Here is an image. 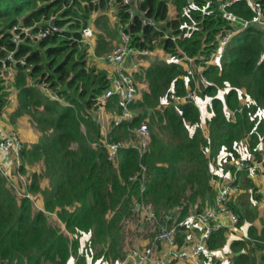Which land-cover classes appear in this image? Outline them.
<instances>
[{"label": "trees", "instance_id": "trees-1", "mask_svg": "<svg viewBox=\"0 0 264 264\" xmlns=\"http://www.w3.org/2000/svg\"><path fill=\"white\" fill-rule=\"evenodd\" d=\"M259 1L264 6V0ZM106 2L0 0L1 57L15 48L9 29L17 22L43 26L56 16L54 24L64 28L38 42L20 43L14 56L22 57L25 64H10L14 71L11 81L0 63V113L8 111L13 99L11 122L14 116L26 113L39 133L30 146L23 142L18 170L27 172L29 162L39 161L43 166L39 175L27 176L26 189L34 203L29 197H17L0 176V264H67L71 257L74 264H87L88 255L80 251L85 234L102 246L106 256L113 253L106 262L117 260L123 227L130 222L139 225L132 210L135 201L143 199L158 216L161 209L177 208L183 217L189 206L200 210L213 200L210 160L221 166L224 179L232 181L234 163L243 158V139L244 151L250 154L245 160L256 161L264 155V30L249 27L231 38L219 63L204 70L210 83L200 95L210 101L203 119L192 102H166L172 91L183 94L187 89L181 65L153 59L135 73L140 95L131 106L137 110L136 116L131 122L113 126L109 140L128 141L129 127L146 119L150 130L147 150L141 154L134 146L121 147L116 159L109 160L92 107L109 87L111 76L87 62L88 49L80 41L92 15L106 10ZM170 2L175 8L171 19L166 0H143L139 10L158 22L165 20V27L178 36L176 41L163 38L162 32L151 26H142L137 14L131 25L132 46H160L169 58L176 54V46L193 55L208 43V51H212L214 34L225 24L218 2ZM114 6L125 20V6L119 0ZM230 9L244 16L253 13L246 0L233 3ZM104 43L99 34L96 56L102 55ZM42 80L58 98L38 89ZM112 104L110 100L108 106ZM140 164L146 168L144 179ZM41 177L48 180L43 190ZM234 184L238 187L228 204L239 216V225L249 223L246 235L229 240L227 229L220 227L205 240L204 253L221 249L230 241L232 264H264V224L260 228L254 224L256 202L264 196L256 193L250 170L238 171ZM53 213L58 215L59 226L48 220L55 219ZM178 241L180 245V237Z\"/></svg>", "mask_w": 264, "mask_h": 264}, {"label": "built area", "instance_id": "built-area-1", "mask_svg": "<svg viewBox=\"0 0 264 264\" xmlns=\"http://www.w3.org/2000/svg\"><path fill=\"white\" fill-rule=\"evenodd\" d=\"M142 1L119 0L125 6L127 13L126 19L121 20L114 6L116 0H107L105 9L112 14L118 40L114 41L112 48L101 56L95 55V44L91 42L87 32H83L80 39L86 49H88L87 62L99 59L113 68L109 87L96 97L95 106L92 107L93 118L105 139L104 144L107 148L109 160L116 159L117 152L121 147L134 146L141 154L147 150L150 130L146 119H142L134 127H129L128 141L109 140V132L113 126L122 122H131L136 116L137 110L131 106L140 95L135 73L148 67L150 60L160 56L162 60L181 65L184 69L183 79L187 89L183 94H176L172 91L166 102L173 104L192 102L201 111V107H205L210 101L209 98L207 102H201L200 100L202 98L200 92L210 83L204 73L206 67L213 63H219L229 41L239 31L249 27L264 30V6L261 1L246 0L253 13L249 16H244L230 9L233 3L240 0H216L225 24L214 34L212 41L214 49L208 51L209 44L207 43V47L204 44L202 51L190 55L176 46V54L173 58H169L168 53L160 46L154 49H141L131 44V25L134 23V17L137 14L140 17L139 20L142 26H151L155 30L161 31L162 37L171 39V41H176L178 38L170 28L165 27V20L158 22L154 18L148 17L145 10H139ZM194 1L187 0V4H194ZM213 1L215 0H210L211 3ZM166 4L172 14L169 18H174L175 8L173 4L170 0H166ZM99 11L101 10H97L96 13ZM55 17L48 19L43 26L38 22L32 25H26L21 21L13 24L9 29V38L14 43L15 48L8 49L5 57L0 56L2 70L13 69V67H10L11 63L14 65L16 63L25 64L22 57L15 59L14 56L20 43L26 40L35 43L49 34L64 29L54 24ZM152 42L155 41L152 40ZM37 87L47 96L58 98L57 93L50 90L49 83L45 80L39 81ZM110 100L113 101V104L109 107L108 103ZM22 145L23 141L17 130L0 128V176L5 179L7 186L11 188L17 197H29L34 203L31 193L26 189L28 183L24 181L22 172L18 170ZM208 163V171L211 174L210 182L215 189L213 200L205 204L200 210L189 206L188 212L183 217H180L177 208L158 216L151 205L143 199L135 201L132 210L137 213L139 225L136 226L138 230L142 229L153 233L152 239L147 244L137 245L128 249L123 261L118 259L107 264H123V262L124 264H170L174 259L194 260L196 263L201 264L199 257L205 251V240L211 231L224 225H228L233 229L239 225V216L231 210L228 204L231 194L236 192L238 187L234 184L236 173L241 170L253 172L257 178L255 191L257 194L264 196V155L256 161L252 158L250 161L243 158L238 159L234 163L232 181L223 178L221 166L211 160ZM140 167L142 169L141 179H144L146 168L142 164H140ZM144 189L145 186L142 184L140 191L143 192ZM194 227L201 230L200 235L196 239L192 238L195 232L193 230ZM179 232L183 233L180 245L177 242Z\"/></svg>", "mask_w": 264, "mask_h": 264}, {"label": "rangeland", "instance_id": "rangeland-1", "mask_svg": "<svg viewBox=\"0 0 264 264\" xmlns=\"http://www.w3.org/2000/svg\"><path fill=\"white\" fill-rule=\"evenodd\" d=\"M108 13L109 12H107L106 10H101V11L95 13L96 14L95 16L92 15V17L90 18V25L93 27V30H91V32L93 33V35H95V41H96L95 43H97V37L99 34L101 37H103L105 39V43L101 47V50L103 53L110 50L112 48L113 42L118 40L117 30H116L115 26L113 27L114 20L111 18V20H113V22L109 21ZM154 59H161V58H160V56H158ZM150 61H152V60H150ZM92 62L94 64V66L98 67L99 69H103L100 67L101 66L100 63L105 64V62L103 60H99V59H96ZM105 70L107 71V73L109 75L113 74V68L106 66ZM13 72H14L13 70H8L4 73V76L8 79V81L12 80ZM139 82L141 83V81H139ZM200 100H201V102H207V98H201ZM9 102H10V104H9L8 110H10V112H11L15 102H13V99H10ZM201 115L203 118L205 116H207V106L201 107ZM17 117L18 118L16 119V123L18 125H20V127L22 128L21 130L25 134L24 135V137L26 139L25 143H27L30 146L31 144H33L34 141H36L38 139L39 133H38L37 129H35L34 126L31 124L30 118L26 113H23V115H17ZM9 121L11 122V118H9ZM12 124L14 127H17V125H15V123H12ZM18 127L16 129H18ZM82 130L85 131L83 126H82ZM240 144H242V145H240V150L242 152L241 157H243V159H246L250 156V154L248 152L244 151V147L246 146V139H243ZM73 146H76V145L74 144ZM27 165H28V168L26 170L27 172L22 173V175L24 177V181L26 183H28V181H29V178L27 177L29 174L36 173L39 175L43 171L42 163L39 161L31 162V163L29 162V163H27ZM40 185H41L40 186L41 190L47 188L48 180H46L44 177H41L40 178ZM206 198L210 199L208 196H206ZM195 203L196 202H194V204ZM171 209H174V208H171ZM171 209H169V210H171ZM169 210L168 209H161L159 211V213L163 215V214L167 213ZM53 215L55 216V219L49 217L48 218L49 222L53 225L55 224V225L59 226L60 222H57V218H56V216H58V215L56 213H53ZM130 223L126 224L123 227L121 235H120L121 239H120V244H119V249H118L120 258L124 256V254L126 252V248L130 249L134 246L142 245V244L138 243L140 240L141 241H144V240L148 241L150 238V234H148V232L146 233L147 234V237H146L144 235H141L138 232V228H136L135 226H132V225H136L135 222H130ZM193 234H195V233H193ZM67 235L69 237H71V234L67 233ZM237 235L241 236V234H237ZM195 236L196 235H192V238L196 239ZM90 239H91L90 235L85 234L84 237L80 240L81 241L80 251L85 252L88 255L87 264H107L108 262H110V261L106 262L104 259H112L113 253H111L109 255L110 257L106 256V253L104 252L102 246L94 243L93 241H90ZM221 249H219V250H221ZM202 255L199 257V261L202 259ZM208 258H209V256H207V258H206V256H204L203 260L207 261ZM212 260H213V262H215V258ZM196 264H198V263H196ZM207 264H212V263H207ZM221 264H223V263H221Z\"/></svg>", "mask_w": 264, "mask_h": 264}, {"label": "crops", "instance_id": "crops-1", "mask_svg": "<svg viewBox=\"0 0 264 264\" xmlns=\"http://www.w3.org/2000/svg\"><path fill=\"white\" fill-rule=\"evenodd\" d=\"M111 18H112V14L109 12L108 13V19H109V21L113 22V20H111ZM114 26L115 25H114V22H113V27ZM91 30H93V27L90 25V20H89L87 35L90 38V40L92 42H94V44H95V42H96L95 41V35H93V33L91 32ZM106 64L107 63H105V64L100 63V65H101L100 67L103 68V69H105L106 66H109L108 64L107 65ZM13 115H14L13 109H12L11 112H10V110L3 112L0 115V128H2L4 130H8V129L17 130V132L21 136L22 141L25 142V140H26L25 137H24L25 134L21 130L22 128L20 127V125H18L16 123V119L18 117L17 116H14L15 119L13 120V123H15V125H17V127L19 126L18 129H16L17 127H14L13 124H12V122L9 121L10 116H13ZM201 118L203 119V117H201ZM251 173H252V176H255V174L253 172H251ZM256 179L257 178L255 176V182L257 181ZM256 203H257V215L258 216H257V219L254 221V224H255V226L257 228H260L262 226V224H264V198L259 197V200ZM248 226H249V223H247L245 221V222H243V224L237 225V227L234 228V229L233 228H230V226H228V225H224L223 227H225V229H227V232L229 233L227 235H228V238L230 240L231 238L234 237V235L237 236V234H241V236L246 235ZM193 230H195L194 233H195L196 236H199L200 235V233H201L200 228L194 227ZM138 232L141 235H144V236L147 237V234H146L147 232H145L144 230L139 229ZM148 234H150V238H149L148 241L147 240L146 241L145 240L144 241H141L140 240L138 243L139 244H142V245L149 243L151 241V239H152L153 233L148 232ZM182 236H183L182 233L179 232L178 235H177V242L178 243H179V241H178L179 237H180L181 243H182ZM142 245H138V246H142ZM159 249H161V248H159ZM127 250H128V248H126V252H125L124 256L121 257V258H119V260H121V261L124 260L125 255L128 252ZM204 256H206V258H207V256H209V258L207 259V261H204L203 260ZM204 256L202 255V259L199 261L201 264H205V263L206 264L207 263H212V264H219V263L220 264L221 263H223V264H232V256H233V253L230 251V241L221 250L216 249V250H212V251H206L204 253ZM214 258H215V262H213V260H212ZM172 262H173V260L170 262V264ZM187 263L188 264H196V262L194 260H184V259H178L177 261H174V263H172V264H187ZM67 264H74V258L71 257V259L68 261ZM123 264H124V262H123Z\"/></svg>", "mask_w": 264, "mask_h": 264}]
</instances>
